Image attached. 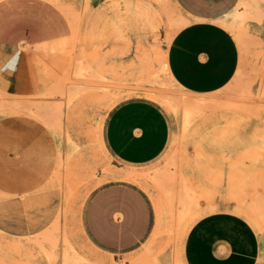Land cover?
Here are the masks:
<instances>
[{"label": "rangeland", "instance_id": "obj_1", "mask_svg": "<svg viewBox=\"0 0 264 264\" xmlns=\"http://www.w3.org/2000/svg\"><path fill=\"white\" fill-rule=\"evenodd\" d=\"M45 1L60 9L70 37L60 48L40 49L47 53L44 90L15 101L0 94V116L43 122L59 156L29 196L0 192V264H184L191 225L225 201L237 202L264 251V169L225 176L205 154L220 143L205 141L207 133L222 123L229 143L249 127L257 151L248 158L263 161L264 0ZM11 2L0 0L4 38L13 35ZM210 19L233 34L241 59L225 88L195 96L172 81L164 63L181 28ZM138 98L165 110L172 136L154 162L125 165L107 149L105 126L118 105Z\"/></svg>", "mask_w": 264, "mask_h": 264}, {"label": "crops", "instance_id": "obj_2", "mask_svg": "<svg viewBox=\"0 0 264 264\" xmlns=\"http://www.w3.org/2000/svg\"><path fill=\"white\" fill-rule=\"evenodd\" d=\"M12 38L0 31V94L15 101L44 90L47 53L68 42L69 25L54 2L12 0ZM28 46L21 49L19 43ZM240 49L233 34L214 19L190 23L172 38L167 65L175 82L195 96H209L225 88L240 64ZM249 127L237 130L236 141L227 140V127L207 133L205 141L219 139L205 148L217 170L264 169L256 155ZM172 123L163 108L147 99H132L109 115L104 140L120 163L140 166L157 160L168 148ZM56 138L41 121L24 115L0 116V192L24 197L46 180L57 162ZM246 156V157H245ZM244 161V162H242ZM241 162V167H232ZM226 184L223 192L227 193ZM226 196V195H224ZM236 201L197 219L183 242L184 264H264L263 237L241 214Z\"/></svg>", "mask_w": 264, "mask_h": 264}, {"label": "bare ground", "instance_id": "obj_3", "mask_svg": "<svg viewBox=\"0 0 264 264\" xmlns=\"http://www.w3.org/2000/svg\"><path fill=\"white\" fill-rule=\"evenodd\" d=\"M138 2V1H137ZM139 2H141L140 0H139ZM114 3H116V2H114ZM248 5V4H247ZM138 9V8H137ZM140 10H141V7H140ZM150 11V10H149ZM155 11V10H154ZM141 12V11H140ZM148 12V11H147ZM149 14V13H148ZM153 14H156V13H153ZM144 15V14H143ZM158 14H156V16H154L153 18H152V21H151V27L155 30L156 29V27H157V18H158V16H157ZM139 16H140V14H139ZM151 18V17H150ZM141 20H142V18H141ZM159 22V21H158ZM143 23V22H142ZM150 24V23H149ZM144 25V24H143ZM153 31V30H152ZM145 51V50H144ZM144 55V54H143ZM165 66L164 67H166V69H167V71H168V73H169V75H170V77H171V79H172V81H174L175 82V80L173 79V77L171 76V74H170V72H169V69H168V65H167V56H166V61H165ZM168 75V74H167ZM152 96V95H151ZM113 97H116V96H113ZM118 97V96H117ZM154 97H156L155 95H154ZM158 97V96H157ZM156 97V98H157ZM112 104V103H111ZM166 106H168V105H166ZM176 111V110H175ZM184 113H185V111H184ZM187 113H189V112H187ZM184 116V115H183ZM191 117V116H190ZM186 118V117H185ZM185 123V122H184ZM188 126V125H187ZM131 173V172H130ZM129 176V175H128ZM127 176V177H128ZM130 177V176H129ZM133 177V176H132ZM135 178V177H134ZM76 260H78V259H76ZM83 261V260H82Z\"/></svg>", "mask_w": 264, "mask_h": 264}]
</instances>
